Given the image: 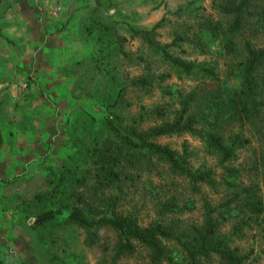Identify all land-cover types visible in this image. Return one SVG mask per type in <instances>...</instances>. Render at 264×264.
<instances>
[{"label":"rangeland","instance_id":"1","mask_svg":"<svg viewBox=\"0 0 264 264\" xmlns=\"http://www.w3.org/2000/svg\"><path fill=\"white\" fill-rule=\"evenodd\" d=\"M226 1L0 0V264H176L181 250L173 241H165L173 262H151L149 249L136 241L133 252L117 255L115 230L98 226L89 242L86 230L66 214L74 205L102 209L108 197L117 212L135 215L144 226L157 218L156 200L175 194L181 211L168 217L191 225L202 222L204 199L217 205L238 189L227 180L264 193V105L254 118L235 117L224 126L225 136L240 131L249 139L224 163L208 154L199 136L155 138L178 152L187 146L192 168L213 169L212 186L199 185L194 192L186 178L155 157L125 166L124 152L114 167L121 183L106 186L99 171V153L110 166L116 161L107 118L122 128H147L160 118L141 121L140 115L163 106L172 117L179 108L177 90L202 82L214 86L164 61L133 28L152 29L160 44L187 35L188 42L170 51L212 66L227 94L238 86L241 55L227 53L220 37L232 19L219 10ZM263 7H250L237 46L245 39L264 45V15L258 17ZM207 19L217 23L216 38L199 28ZM52 207L64 214L36 225L35 216ZM233 220L221 219L229 245L249 254L243 264H264V230L253 225L235 237ZM199 264L226 263L212 255Z\"/></svg>","mask_w":264,"mask_h":264},{"label":"trees","instance_id":"2","mask_svg":"<svg viewBox=\"0 0 264 264\" xmlns=\"http://www.w3.org/2000/svg\"><path fill=\"white\" fill-rule=\"evenodd\" d=\"M264 0H227L219 6L223 14L231 15L232 19L227 29L222 32L223 47L227 53L241 55L237 62L238 86L230 94L224 92L218 76L212 66L183 59L173 54L169 47L178 46L180 42H188V36L179 34L170 43L160 44L152 37V29L133 28L137 35H141L151 47L173 67L186 74L214 82L209 86L204 82L198 83L187 91L177 90V103L179 108L173 111L169 118L163 106H155L147 113L140 115V120L154 118L159 122L142 128L137 125H128L122 128L115 118H107V127L112 141L116 143L113 148V166L106 162L105 154L98 155L103 165L99 169L106 186H116L121 183V171L118 167L119 156L124 152L125 166H132L135 161L142 158L155 157L165 162L169 170L188 180L194 192L199 185H213V169L210 167L192 168L188 157L193 152L184 146L178 152L168 145L160 144L155 138L163 135L189 133L199 136L205 144L208 154L217 157L220 163L231 160L238 148L249 143L242 132L229 131L225 136L222 133L229 120L238 118L250 120L257 116L264 105V45L255 46L250 39L243 40L236 45L235 37L243 29L247 16L252 15L250 7ZM264 15V7L259 12V18ZM157 25V24H156ZM155 25V26H156ZM215 22L206 20L200 25V30L207 29L214 38L218 36ZM154 26V27H155ZM203 53V50L201 51ZM143 83L144 78L140 79ZM121 173V174H120ZM234 174V173H233ZM127 174L124 173V178ZM228 185L236 186L228 197L217 205L203 200V220L199 224H176L168 217L169 213L181 211L178 207L177 196L172 194L165 199H158L154 206L157 209V218L147 225H140L135 215L121 214L114 208V199L102 198V209L92 206L82 207L74 205L67 212V220L88 233V241H95L98 226H107L115 230L120 240L117 244V255L131 253L134 250L133 241L149 249L150 261L161 263L173 262L172 254L165 241H173L181 250V257L176 264H199L203 258L216 255L226 264H243L249 254L241 253L237 247L229 245V239L221 232V219L223 221L234 218L230 235L241 237L246 227H261L264 230V193L261 194L253 186H240L236 182ZM118 185V184H117ZM191 189V190H192ZM61 207H52L43 210L35 216V224L40 226L53 221L63 215Z\"/></svg>","mask_w":264,"mask_h":264}]
</instances>
